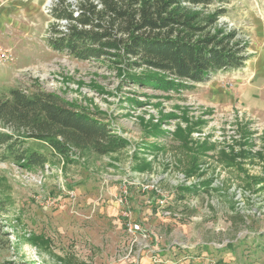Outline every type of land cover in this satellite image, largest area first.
I'll list each match as a JSON object with an SVG mask.
<instances>
[{
    "label": "rangeland",
    "instance_id": "obj_1",
    "mask_svg": "<svg viewBox=\"0 0 264 264\" xmlns=\"http://www.w3.org/2000/svg\"><path fill=\"white\" fill-rule=\"evenodd\" d=\"M47 1L0 0V50L13 55L0 99L57 93L129 145L64 160L29 140L45 167L0 159V264H264V0L193 9L224 8L210 28L236 30L248 59L179 90L55 51Z\"/></svg>",
    "mask_w": 264,
    "mask_h": 264
},
{
    "label": "trees",
    "instance_id": "obj_2",
    "mask_svg": "<svg viewBox=\"0 0 264 264\" xmlns=\"http://www.w3.org/2000/svg\"><path fill=\"white\" fill-rule=\"evenodd\" d=\"M223 1L57 0L50 9L49 45L78 60L112 62L127 70L143 68L148 73L143 85L186 89L211 74L241 67L248 59V41L236 30L210 28L225 14L224 8L206 20L193 11ZM0 124L4 128L0 159L29 171L48 162L45 153L25 146L29 140L64 160L86 150L116 153L129 145L109 123L42 89L32 93L9 89L0 99Z\"/></svg>",
    "mask_w": 264,
    "mask_h": 264
},
{
    "label": "built area",
    "instance_id": "obj_3",
    "mask_svg": "<svg viewBox=\"0 0 264 264\" xmlns=\"http://www.w3.org/2000/svg\"><path fill=\"white\" fill-rule=\"evenodd\" d=\"M13 60V55L11 52L8 50H0V62L5 63L8 61ZM146 188H149V186H146ZM133 231L140 230V226L138 224H135L134 226L131 227Z\"/></svg>",
    "mask_w": 264,
    "mask_h": 264
},
{
    "label": "bare ground",
    "instance_id": "obj_4",
    "mask_svg": "<svg viewBox=\"0 0 264 264\" xmlns=\"http://www.w3.org/2000/svg\"><path fill=\"white\" fill-rule=\"evenodd\" d=\"M50 2H52V0H48V1H47V4L50 3Z\"/></svg>",
    "mask_w": 264,
    "mask_h": 264
}]
</instances>
